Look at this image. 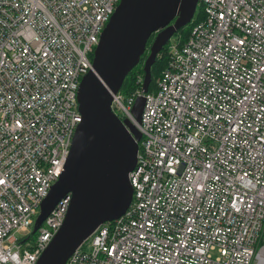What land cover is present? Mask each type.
I'll return each mask as SVG.
<instances>
[{
  "label": "built area",
  "instance_id": "1",
  "mask_svg": "<svg viewBox=\"0 0 264 264\" xmlns=\"http://www.w3.org/2000/svg\"><path fill=\"white\" fill-rule=\"evenodd\" d=\"M118 1L0 0V264H34L62 223L69 193L30 233ZM199 6L186 39L167 45L153 90L137 74L138 87L110 94L140 134L131 200L64 264H264V0Z\"/></svg>",
  "mask_w": 264,
  "mask_h": 264
},
{
  "label": "water",
  "instance_id": "2",
  "mask_svg": "<svg viewBox=\"0 0 264 264\" xmlns=\"http://www.w3.org/2000/svg\"><path fill=\"white\" fill-rule=\"evenodd\" d=\"M198 0H119L101 30L93 49L91 69L77 87L80 121L57 179L39 204L30 233L46 217L59 198L70 194L62 223L34 264H63L101 223L119 217L132 195L128 172L134 167L138 130L111 110L125 75L142 62L141 89L147 91L150 66L175 31L190 22ZM143 96H137L131 112L139 121Z\"/></svg>",
  "mask_w": 264,
  "mask_h": 264
},
{
  "label": "trees",
  "instance_id": "3",
  "mask_svg": "<svg viewBox=\"0 0 264 264\" xmlns=\"http://www.w3.org/2000/svg\"><path fill=\"white\" fill-rule=\"evenodd\" d=\"M202 13H201V7L198 6L196 7V10L194 12V15L192 19L190 20L189 23L184 25L183 27L178 28L175 33L173 34L174 39L173 43H182L187 35L189 34V31L191 29V26L194 22L197 20L201 19ZM153 35L150 37L152 39ZM147 41V48L148 44H150L151 39ZM170 43V40L162 47V49L156 54L154 62L150 66V83L148 85V91L153 90L155 81L159 77L160 72L162 68L164 67L167 59V45ZM146 51L140 56L139 62L131 68V70L125 75L123 82L121 84V92L122 93H129L131 89H134L135 87H138V84L135 83V76L137 74L142 75V62L143 59L146 56ZM35 232V231H34ZM35 235V233H33Z\"/></svg>",
  "mask_w": 264,
  "mask_h": 264
},
{
  "label": "bare ground",
  "instance_id": "4",
  "mask_svg": "<svg viewBox=\"0 0 264 264\" xmlns=\"http://www.w3.org/2000/svg\"><path fill=\"white\" fill-rule=\"evenodd\" d=\"M198 4H199V0H198V3H197V5H196V7L198 6ZM195 10H196V8H195ZM194 12H195V11H194ZM193 15H194V14H193ZM150 37H151V36H150ZM148 40H149V39H148ZM148 40H147V41H148ZM146 49H147V43H146V47H145L144 52L146 51ZM144 52H143V53H144ZM139 59H140V58H139ZM78 83H79V82H78ZM149 83H150V82H149ZM77 87H78V86H77ZM147 91H148V88H147ZM147 91H146V92H147ZM142 92H143V91H142ZM146 92H143V93H146ZM76 93H77V90H76ZM138 96H143V95H138ZM136 97H137V96H136ZM136 97H135V98H136ZM76 100H77V98H76ZM134 100H135V99H134ZM143 101H144V98H143ZM142 106H143V105H142ZM110 107H111V106H110ZM139 138H140V137H139ZM138 140H139V139H138ZM137 142H138V141H137ZM137 150H138V143H137ZM136 154H137V153H136ZM78 246H79V245H78ZM78 246H77V247H78ZM77 247H76V248H77ZM76 248H75V249H76ZM75 249H74V250H75ZM74 250H73V251H74ZM73 251H72V252H73ZM72 252H71V253H72ZM71 253H70V255H71ZM66 259H67V258H66ZM64 262H65V261H64ZM63 264H64V263H63Z\"/></svg>",
  "mask_w": 264,
  "mask_h": 264
},
{
  "label": "rangeland",
  "instance_id": "5",
  "mask_svg": "<svg viewBox=\"0 0 264 264\" xmlns=\"http://www.w3.org/2000/svg\"><path fill=\"white\" fill-rule=\"evenodd\" d=\"M173 39H174V36L172 35L171 37H170V43L173 41ZM27 231H20V232H16V231H14L12 234L15 236V237H19L20 235H22V234H25Z\"/></svg>",
  "mask_w": 264,
  "mask_h": 264
},
{
  "label": "flooded vegetation",
  "instance_id": "6",
  "mask_svg": "<svg viewBox=\"0 0 264 264\" xmlns=\"http://www.w3.org/2000/svg\"><path fill=\"white\" fill-rule=\"evenodd\" d=\"M151 39V38H150ZM149 45V44H148ZM147 51H148V48L146 49V53H147Z\"/></svg>",
  "mask_w": 264,
  "mask_h": 264
}]
</instances>
